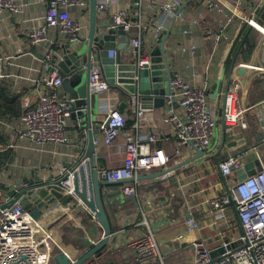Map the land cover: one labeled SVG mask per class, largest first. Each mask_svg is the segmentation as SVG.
Returning <instances> with one entry per match:
<instances>
[{
	"label": "crops",
	"instance_id": "obj_1",
	"mask_svg": "<svg viewBox=\"0 0 264 264\" xmlns=\"http://www.w3.org/2000/svg\"><path fill=\"white\" fill-rule=\"evenodd\" d=\"M180 1L182 6L185 5L183 13L188 19H196L198 21L196 25L191 26L186 20L175 22L172 16L161 9L164 0H142L140 28L138 17L135 15L138 11L135 0H121L114 4L112 10L117 8L127 10L133 22L130 35L126 34L125 37L126 43L119 45L117 36L115 49L117 56L120 55L123 62L129 63L133 55V51H130V40L142 33L141 54L149 57L151 67L155 64L159 67L158 70L164 73H179L199 86L206 83L215 123L217 111H221V120L216 132L214 130L213 146L200 158L197 152L189 147L182 148L181 156L175 155L177 144L174 126L165 122L171 111L166 98L164 103L157 106L144 105L146 111L140 121L142 128L137 130V118L130 106V95L122 93L120 88H112L102 96L91 92L94 95V102L90 114L86 110L79 113L71 112L65 129L67 143L36 145L21 140L18 131L21 126L23 104L29 101L34 106L39 100L38 89L32 81L25 78L23 69L33 68L31 77L39 78L42 75L41 60L46 47L52 46L59 54L65 55L68 52L66 48L68 45L75 47L83 44L89 30V13L82 15L79 10L72 11L74 16L82 18L87 24L80 42L74 44L58 28H50L47 40L39 45L30 43L27 26H36L37 23L44 22L47 1L23 0L25 6L23 13L18 17L19 20L7 13L0 15L2 19L0 37H3L0 40V56H15L11 58V65L0 64V71L7 75L0 76V87L7 90V94L14 96L17 101L15 112L7 105L0 106V202L3 205L25 188L58 181L72 166L83 160L88 146L89 125L99 132L95 135V140L99 141V145L96 146L99 170L119 169L123 166L124 147L128 135L139 134L145 137L155 133L158 141L152 148L164 150L169 157L165 167L138 172L134 194L136 203L128 199L130 196L124 195L123 182L101 184L102 194L113 199L111 207L106 206L113 235L103 253L88 263L95 261L94 264H160L157 254L148 261L137 260L139 252L136 244L147 238L154 240L158 253L164 256L195 240L203 241L209 253H217L225 242H235L242 233L233 205L226 209L224 219L216 221L209 202L226 194L228 188L239 182L235 171L227 179L219 171V164L229 156L236 152L243 153L241 167L253 165L252 175L258 171L257 166L264 165V156L259 153L260 149H264V74L253 79L246 98L247 105L256 106L260 124L258 122L251 124L242 132L239 142L236 143L228 138L222 121L224 97L233 78L236 77L234 66L262 60L261 36L256 30L242 23L240 18H235L221 41L219 50L213 55V45L205 36V31L214 27L217 14L210 12L199 0ZM221 1L237 13L241 10H251L257 5L255 0ZM149 4L152 6L149 7ZM257 13L264 24V4L258 8ZM101 18L108 19L111 24L110 16L103 14L99 15L98 26ZM31 19L32 22L29 21ZM161 23L167 28L164 35H168L165 56L157 54L161 42L153 41L151 34L152 28ZM184 30H189V33L185 34ZM249 33L255 38V46L247 60H236L232 52L240 40ZM190 45L196 46V53L193 55L180 49ZM81 54L85 55L86 50ZM95 54L98 55L97 52ZM96 56L93 59L94 63L99 64ZM159 58H162L161 63L152 61ZM132 59L135 62L134 56ZM187 65L189 69L186 68ZM88 75L89 72L82 66L71 78L74 84L80 85L86 83ZM41 91H47V88L42 86ZM69 92L68 86L63 83L59 95L69 98L71 97ZM108 104L118 106L128 120L122 133L110 146L101 142L102 125L107 115ZM176 113L182 114V111L176 107ZM166 172H169V176L164 177ZM100 181L105 182L101 179ZM49 190L48 196L42 199L46 206L42 208L43 215L37 222L46 233L51 234L54 256L61 252L76 260L100 242L103 230L75 193L68 192L67 186H53ZM34 193L39 196L38 190ZM189 218L197 221L198 229L187 230L185 222ZM53 261L54 258L51 263Z\"/></svg>",
	"mask_w": 264,
	"mask_h": 264
},
{
	"label": "built area",
	"instance_id": "obj_2",
	"mask_svg": "<svg viewBox=\"0 0 264 264\" xmlns=\"http://www.w3.org/2000/svg\"><path fill=\"white\" fill-rule=\"evenodd\" d=\"M37 1H47V9L42 24L27 26L32 45L45 42L50 28H58L74 44L81 41L87 24L82 18L74 16L72 11L79 10L82 15H87L89 0ZM120 1L97 0L98 17L103 14L109 15L110 26L121 28L127 35H130L133 25L130 20V12L119 8L111 9L114 4ZM255 1L257 5L253 9L241 10L237 13L221 0H199L210 12L217 14L214 27L205 31V36L212 42L213 55L219 50L220 43L235 18H240L242 23L247 24L250 29L256 30L261 36V62L263 64L259 60L236 64L233 70L236 77L233 78L224 97L222 121L225 133L230 140L236 143L239 142L242 132L251 124L255 122L260 124L256 106L246 104L253 79L264 74L262 71L264 34L260 28V26L264 27V24L260 21L257 13L258 8L264 4V0ZM135 5L138 7L135 15L138 17V25L141 28L142 0H135ZM24 6L23 0H0V15L7 13L18 19L23 13ZM148 6L151 7L152 4ZM184 7L185 5L182 6L180 0H164L161 9L172 16L175 22L186 20L191 26L196 25L198 23L196 19H188L185 16ZM0 20L2 19L0 18ZM166 29L164 24H156L151 31L152 40L156 43L161 42ZM184 33L188 34L189 30H184ZM2 39L3 37H0V40ZM142 45V33L130 40V51H133L132 56L135 57L137 69L151 66L149 57L141 54ZM180 49L192 55L196 53L195 45L180 47ZM62 56L52 46H48L41 60L40 72L42 75L39 78L31 77L33 68L23 69L25 78L32 81L38 89L39 100L34 106L29 101H25L23 104L21 126L18 131V137L21 140L30 141L36 145L68 142L65 129L71 117L73 100L59 95L63 79L56 72H50L53 63L62 59ZM109 56L117 57V50L111 49ZM14 57L0 56V64L11 65V58ZM186 68L189 69V65ZM240 68L245 69L243 75L238 74ZM173 74L169 79L170 94L166 96L171 111L166 116L165 122L174 126L177 144L175 155L181 156V150L184 147L198 149L205 153L210 148L216 126L215 116L209 105L206 83L204 86H199L190 82L184 75ZM0 76L6 77L7 75L0 71ZM138 80V77L135 76L132 81L136 89L130 95V106L137 118V130H140L142 128L140 121L143 119L146 109L142 104ZM116 83L117 85L121 84L118 80ZM42 86L46 87L47 91H41ZM89 89L93 94L99 96L112 89L105 79L101 66L94 63V60L89 72ZM176 107L182 111V114L176 113ZM126 124L127 118L118 106L108 104L107 115L102 125L103 138L101 142L110 146L122 133ZM257 127L259 126L257 125ZM157 141L158 137L155 133L145 137H141L139 134L128 135L124 147L123 166L112 170L98 169L99 178L103 181L123 180L124 195L134 196L138 172L165 167L169 161L164 150L152 148ZM95 145H99V141L95 140ZM242 157L243 153L236 152L222 161L219 164L221 175L227 179L234 171L236 172L242 166ZM167 176H169V172L164 174V177ZM62 185L67 186L70 194H74L71 180L62 183ZM2 205L0 202V264H51L55 257L52 253L51 234L46 233V230L20 202L7 209H2ZM209 205L216 221L225 218V211L230 205H233L237 212L242 233L235 242H225L222 245L224 253L212 258L206 244L203 241L195 240L164 256L158 253V247L154 240L147 238L136 244L139 252L137 260L148 261L157 254L160 264H264V165L254 175L228 188L226 194L212 199ZM185 223L188 231L199 228V224L193 218L187 219Z\"/></svg>",
	"mask_w": 264,
	"mask_h": 264
},
{
	"label": "water",
	"instance_id": "obj_3",
	"mask_svg": "<svg viewBox=\"0 0 264 264\" xmlns=\"http://www.w3.org/2000/svg\"><path fill=\"white\" fill-rule=\"evenodd\" d=\"M98 18L97 0H89V30L87 39L83 41V44L87 46L86 54H81L84 51L83 46L76 45L72 47L68 45L66 47L68 50L67 54L63 55L62 59L56 60L57 63L55 61L53 67L50 69V72L59 74L63 79V83L68 86L70 91L69 94L71 95L69 98L73 100L72 111L79 113L80 111L86 110L88 114L91 112L94 95L89 89V79H87L86 83L77 85L76 83L74 84L71 77L72 74L77 72L82 66L90 72L93 59L96 56L95 52L98 53L96 56L98 57L97 61L111 88H120L119 90L122 93L132 95L136 89L132 81L133 78L137 76L139 79L138 89L142 97L143 106L151 104L157 106L158 104L164 103L166 96L170 94L169 79L174 74L172 72L167 74L158 70L159 67H156L155 64L152 67L147 66L142 69H137L132 56L130 57L131 61L129 63L123 62L120 55L115 58L110 57L109 50L117 48V36L123 30L109 25L99 27ZM167 37L168 35L161 40L158 47V55L165 56V43ZM152 61L161 63L162 58ZM233 61L235 62V59ZM167 69L169 71V68ZM244 73L245 69L240 68L238 74L243 75ZM117 80L121 83L120 85H117ZM98 133L97 130L92 129L91 125L88 126V146L83 160L72 166L58 181L49 182L45 185L29 189L25 188L13 197L10 202L1 206L2 209H7L11 208L15 203L20 202V204L30 212L32 217L38 220L43 215L42 208L46 206L45 201L42 199L48 196L50 193L49 189L53 186L62 185V183L66 181H72L75 195L100 224L103 230V236L98 244L78 259L72 260L67 254L60 252L55 255L54 261L51 264H87L92 258L103 253L113 235L106 208L108 205L111 207L113 199H111V197H105L102 194L101 184L110 185L124 181H100L95 145V135ZM195 150L198 154V158L204 155V152L198 149ZM257 168L260 170L261 165L257 166ZM252 169H254L253 165L240 167L236 170L237 180L241 182L252 176ZM35 190H39L38 194L40 197L34 193ZM128 199L133 200L135 203L137 202L135 196H130ZM217 253H219V255L224 253V248L222 247L219 249ZM217 253H210V255L212 258H216L218 257Z\"/></svg>",
	"mask_w": 264,
	"mask_h": 264
},
{
	"label": "trees",
	"instance_id": "obj_4",
	"mask_svg": "<svg viewBox=\"0 0 264 264\" xmlns=\"http://www.w3.org/2000/svg\"><path fill=\"white\" fill-rule=\"evenodd\" d=\"M254 46L255 38L249 33L247 36L245 35L237 44L236 48L232 52V56L235 57L236 60L245 61L249 58ZM16 102L17 101L14 96L12 97L11 95L7 94V90L0 87V106L7 105L8 108L14 110L15 112L14 108Z\"/></svg>",
	"mask_w": 264,
	"mask_h": 264
},
{
	"label": "rangeland",
	"instance_id": "obj_5",
	"mask_svg": "<svg viewBox=\"0 0 264 264\" xmlns=\"http://www.w3.org/2000/svg\"><path fill=\"white\" fill-rule=\"evenodd\" d=\"M107 24H110V21L108 19H105V18H101L100 21H99V27H102V26H105ZM126 34L124 33V31H121L120 34L118 35V39H119V45H122V44H125L126 43ZM79 46H83L84 47V51L87 50V46L86 44H79ZM121 47V46H119ZM220 120H221V111H217L216 112V126L214 128L215 132H216V129L219 127V123H220ZM213 143H214V137L212 138V141H211V145L210 147L213 146ZM259 153L261 156H264V149H260L259 150ZM95 261H92L91 263H88V264H94Z\"/></svg>",
	"mask_w": 264,
	"mask_h": 264
},
{
	"label": "bare ground",
	"instance_id": "obj_6",
	"mask_svg": "<svg viewBox=\"0 0 264 264\" xmlns=\"http://www.w3.org/2000/svg\"><path fill=\"white\" fill-rule=\"evenodd\" d=\"M237 11H238V10H237ZM260 28H261V31H262V33H263V28H264V27H263V26H260ZM261 61H262V60H261ZM261 61H260V63L263 64V62H261ZM263 67H264V66H262V68H263ZM262 71H263V73H264V69H262ZM85 166H86V165H85ZM38 191H39V190H38Z\"/></svg>",
	"mask_w": 264,
	"mask_h": 264
}]
</instances>
